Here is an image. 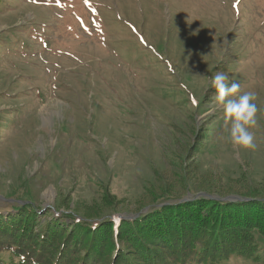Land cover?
<instances>
[{"label": "rangeland", "instance_id": "obj_1", "mask_svg": "<svg viewBox=\"0 0 264 264\" xmlns=\"http://www.w3.org/2000/svg\"><path fill=\"white\" fill-rule=\"evenodd\" d=\"M218 71L256 94L255 150L231 143L209 79ZM183 181L257 198L192 201L128 224L139 239L170 240H149L156 250L141 263L184 239L193 264L200 241L240 233L244 251L220 264H264V234L228 220L229 207L249 221L263 213L239 206L264 203V0H0V225L23 227L20 243L47 239L52 264H116L138 257L119 217ZM99 215L112 222L93 245L84 233L105 224Z\"/></svg>", "mask_w": 264, "mask_h": 264}, {"label": "trees", "instance_id": "obj_2", "mask_svg": "<svg viewBox=\"0 0 264 264\" xmlns=\"http://www.w3.org/2000/svg\"><path fill=\"white\" fill-rule=\"evenodd\" d=\"M195 190V193H192ZM204 191H199L195 188H193V186H191L190 182H185L183 181L182 183H180L179 185L175 184L174 182L169 183V184H165L162 185V187L160 189H155V191L152 193L153 195H151L149 200H145L142 203H139L137 205L136 210H133V212H128L127 214L129 216H131V218L128 220L127 218L122 219L123 223H122V230L121 231H126L128 234L130 233V236L132 238V248L133 250H137V256L136 258H133L130 256V251L129 253H124L122 256H120V258L117 260L116 264H142L141 261L143 260V253L142 250L144 251V253L146 251H155L156 250V246L155 244H153L152 242H150L149 240H158L159 237H162L160 240L166 241L169 240L168 237H163L159 234H150V231H147L146 234H142V238L139 239L137 237V235H134L130 232V228H138V227H131L128 226V224H135L138 225V223H142L144 221H146L147 219H149V217L155 215L156 213H158L159 211H163L165 209H173L170 210V212L177 210L174 209L177 206H181V204H186L189 202H194V203H199L202 202L203 200H215V201H219V202H223V203H247V202H251L252 200H254L255 198H257V194H253L249 191L246 192H238V191H222L218 188H213V187H205L203 189ZM192 193V197L190 199H188L185 203L184 201L180 200L182 197L186 196L185 194H190ZM204 193L205 195H199ZM183 194V195H182ZM210 195V196H208ZM182 196L181 198H178ZM229 196H238L241 199L244 200H233V201H228L225 200L224 198L229 197ZM110 202H112L111 200L107 203L109 204ZM167 203V204H165ZM160 204H165L162 206H159ZM243 205V204H241ZM254 205L255 208H252ZM257 205L260 206L261 208L256 210V211H262L263 213L261 215H259L257 218H254L255 220H251L249 221L248 217L241 211H238L237 213H234L235 210L234 207H229V210L233 211L229 216H228V220L229 221H233V225L241 227L242 226V231H245V235H247L248 237L251 236V232L250 229L253 228L256 231H260L261 233L264 234V203L263 204H250L249 207H247L245 204L243 206H239L242 208H246V209H257ZM159 206V207H158ZM148 207H151L150 210L145 211ZM238 207V206H236ZM125 208L128 207H121L120 211L126 210ZM182 209V208H181ZM180 209V210H181ZM118 210V209H117ZM155 213V214H154ZM175 213V212H174ZM234 213V214H233ZM113 214V212H112ZM73 213L69 214V217L74 218ZM84 216V220L81 219L79 222L82 223L83 225H88L91 223V221L89 220L92 216H90V214H81ZM138 215V216H136ZM224 215V214H222ZM261 216V217H260ZM97 220H99L98 224H103L99 230L97 232H86L84 233L85 236L89 239V240H93L91 242V244H96L99 243L100 240L98 238H96L94 240V238H92L94 233H101L103 238L104 237V231L107 229L108 226H106V223L110 220L112 222V219H110V217L108 216H97ZM108 219V220H107ZM110 219V220H109ZM79 220V219H77ZM151 220L147 221V224L150 223ZM259 222V223H258ZM261 222V224H260ZM218 223V221H217ZM247 226H249V228H247ZM15 224H10L7 227H4L2 225H0V229H3V231L0 232V235L2 236H7L8 241H4L1 239V243L2 245H4L3 247H7V250L4 251H8L11 255V259L9 261L0 258V264H52L51 261H49L48 259H43L44 257V246L45 243L48 242L47 239H40L37 238V240L34 242L32 240H26L23 239V243H20V240L22 238L23 232H24V228L21 227L20 225H18V229H14ZM75 228H79L81 231L84 232V229L86 230H90L89 226H76ZM247 228V229H246ZM145 229V228H143ZM142 229V230H143ZM15 230V231H14ZM14 231V233L12 234V232ZM91 231V230H90ZM240 233H236L233 235H231L230 238H227L225 241H221L222 239H218V240H210L208 243L205 244V242H199L202 247L206 248V251L204 253H201V246L200 248L196 251V246L193 249V253H194V258L196 259L195 262L193 264H220L222 261L226 260L228 258V256L231 254V252L233 253L240 251H244V247L247 245V241L244 240L242 241V238L239 237ZM211 237L214 238V236L212 235ZM79 239V232H76V230L73 233L69 234V242H77ZM51 240V239H49ZM206 241V240H205ZM33 244L30 245V244ZM166 243H170L169 241H166ZM175 243L177 244V242L175 241ZM130 244V243H129ZM184 239L182 242V246H173V242L170 244L169 247H171L172 251H170V253H168L167 259L163 256L161 261H158L156 258H150L147 261V264H186L187 261H189L191 259V257L188 255L187 253V249H182L184 248ZM194 245V244H193ZM85 248L90 249V245L89 244H85L84 246ZM150 247H152V249L150 250ZM189 247V246H188ZM193 247V246H192ZM191 247V249H192ZM2 249V247L0 248ZM98 250V249H97ZM93 251V248H92ZM96 253V252H95ZM142 257V258H141ZM178 257V258H177ZM90 258V256H89ZM88 258V259H89ZM14 259H18V262H14ZM145 259V258H144ZM105 261H109L108 258H105ZM59 264V262H58ZM112 264V263H111Z\"/></svg>", "mask_w": 264, "mask_h": 264}, {"label": "clouds", "instance_id": "obj_3", "mask_svg": "<svg viewBox=\"0 0 264 264\" xmlns=\"http://www.w3.org/2000/svg\"><path fill=\"white\" fill-rule=\"evenodd\" d=\"M209 79L215 89L216 102L223 108L231 143L245 150H255L257 145L251 129L258 124L256 94L241 92L240 85L230 83L228 74L222 71Z\"/></svg>", "mask_w": 264, "mask_h": 264}, {"label": "water", "instance_id": "obj_4", "mask_svg": "<svg viewBox=\"0 0 264 264\" xmlns=\"http://www.w3.org/2000/svg\"><path fill=\"white\" fill-rule=\"evenodd\" d=\"M199 195H205L204 193H202V194H199ZM208 196H210V195H208ZM211 197V196H210ZM211 198H213V197H211ZM225 200H228V201H233V200H244V199H241L240 197H238V196H229V197H226V198H224ZM188 200V198H186L185 200H182V201H187ZM165 204H167V203H165ZM165 204H160L159 206H162V205H165ZM158 206V207H159ZM150 208L151 207H148L145 211H148V210H150ZM136 216H138V215H136ZM119 218H127V219H130L131 218V216H120Z\"/></svg>", "mask_w": 264, "mask_h": 264}]
</instances>
